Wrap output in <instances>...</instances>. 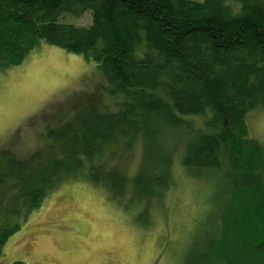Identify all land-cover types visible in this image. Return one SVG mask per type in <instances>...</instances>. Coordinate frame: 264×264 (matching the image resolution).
<instances>
[{
  "label": "trees",
  "instance_id": "1",
  "mask_svg": "<svg viewBox=\"0 0 264 264\" xmlns=\"http://www.w3.org/2000/svg\"><path fill=\"white\" fill-rule=\"evenodd\" d=\"M87 10L90 25L60 21ZM39 42L82 54L126 98L76 112L25 157L0 152V255L65 179L86 178L151 227L186 175L212 184L214 211L183 264H264V143L248 127L264 113V0H0V70ZM135 147L145 156L129 173Z\"/></svg>",
  "mask_w": 264,
  "mask_h": 264
},
{
  "label": "rangeland",
  "instance_id": "2",
  "mask_svg": "<svg viewBox=\"0 0 264 264\" xmlns=\"http://www.w3.org/2000/svg\"><path fill=\"white\" fill-rule=\"evenodd\" d=\"M60 21L87 26L91 12L63 14ZM108 85L82 54L39 42L20 64L0 70V152L25 157L51 145L50 131L64 128L76 112L115 111L126 96ZM248 127L264 143V113L254 114ZM142 155L139 147L130 151L126 172H134ZM212 189L205 180L181 176L146 227L140 223L146 215L125 211L102 187L84 177L65 179L7 239L0 264H183L192 240L210 236ZM197 226L200 234L188 238Z\"/></svg>",
  "mask_w": 264,
  "mask_h": 264
},
{
  "label": "bare ground",
  "instance_id": "3",
  "mask_svg": "<svg viewBox=\"0 0 264 264\" xmlns=\"http://www.w3.org/2000/svg\"><path fill=\"white\" fill-rule=\"evenodd\" d=\"M127 216V215H126Z\"/></svg>",
  "mask_w": 264,
  "mask_h": 264
}]
</instances>
